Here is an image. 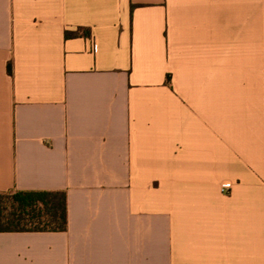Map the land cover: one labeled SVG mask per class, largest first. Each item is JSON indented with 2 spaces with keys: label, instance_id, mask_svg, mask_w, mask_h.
Segmentation results:
<instances>
[{
  "label": "crops",
  "instance_id": "obj_1",
  "mask_svg": "<svg viewBox=\"0 0 264 264\" xmlns=\"http://www.w3.org/2000/svg\"><path fill=\"white\" fill-rule=\"evenodd\" d=\"M16 191H64L67 229L0 264H264V0H0Z\"/></svg>",
  "mask_w": 264,
  "mask_h": 264
},
{
  "label": "trees",
  "instance_id": "obj_2",
  "mask_svg": "<svg viewBox=\"0 0 264 264\" xmlns=\"http://www.w3.org/2000/svg\"><path fill=\"white\" fill-rule=\"evenodd\" d=\"M73 33H66L70 36ZM64 191H16L0 193V233L65 232Z\"/></svg>",
  "mask_w": 264,
  "mask_h": 264
}]
</instances>
